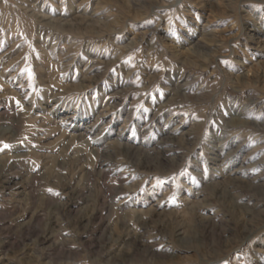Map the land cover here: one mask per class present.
<instances>
[{"label": "rangeland", "instance_id": "374dc122", "mask_svg": "<svg viewBox=\"0 0 264 264\" xmlns=\"http://www.w3.org/2000/svg\"><path fill=\"white\" fill-rule=\"evenodd\" d=\"M0 264H264V0H0Z\"/></svg>", "mask_w": 264, "mask_h": 264}, {"label": "snow or ice", "instance_id": "6c2138e0", "mask_svg": "<svg viewBox=\"0 0 264 264\" xmlns=\"http://www.w3.org/2000/svg\"><path fill=\"white\" fill-rule=\"evenodd\" d=\"M5 147H8L7 145H5Z\"/></svg>", "mask_w": 264, "mask_h": 264}]
</instances>
